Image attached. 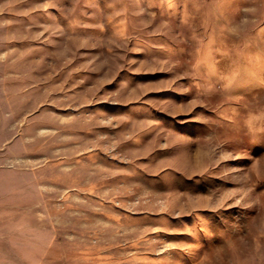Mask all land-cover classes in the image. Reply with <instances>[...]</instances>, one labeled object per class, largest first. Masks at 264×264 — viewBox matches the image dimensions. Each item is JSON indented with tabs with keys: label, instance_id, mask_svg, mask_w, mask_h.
Returning a JSON list of instances; mask_svg holds the SVG:
<instances>
[{
	"label": "rangeland",
	"instance_id": "374dc122",
	"mask_svg": "<svg viewBox=\"0 0 264 264\" xmlns=\"http://www.w3.org/2000/svg\"><path fill=\"white\" fill-rule=\"evenodd\" d=\"M0 264H264V0H0Z\"/></svg>",
	"mask_w": 264,
	"mask_h": 264
}]
</instances>
